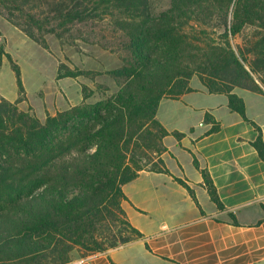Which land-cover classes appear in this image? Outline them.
Masks as SVG:
<instances>
[{
	"label": "trees",
	"instance_id": "trees-1",
	"mask_svg": "<svg viewBox=\"0 0 264 264\" xmlns=\"http://www.w3.org/2000/svg\"><path fill=\"white\" fill-rule=\"evenodd\" d=\"M33 1L0 0V11L44 48L47 33L59 37L75 22L107 20L109 34L102 40L121 55L123 66L114 75L123 81L112 96L40 124L17 111L24 87L18 65L5 53L18 98L0 97V187L7 188L0 191L5 208L0 210V264H65L74 249L82 250V257L141 238L122 209V186L144 170L168 172L160 151L158 165L152 163L156 167L146 169L148 163L135 159L138 151L145 153L138 141L149 126L162 138L168 135L155 116L160 98L192 91L188 83L195 75L211 93L226 94L229 108L249 121L233 88L264 93V77L252 76L264 71V64L260 70L258 61L248 60L252 53L264 62V0H234L231 24L222 25L220 41L182 27L203 13L210 16L215 7L223 9L225 20L231 0H169L157 13L150 0H53L51 6L49 0ZM254 23L251 46L235 52L226 34L237 35L243 25ZM82 74L88 73L67 69L57 77ZM263 144L260 133L251 143L264 162ZM193 162L210 200L222 209L208 174ZM26 177L37 181L34 191H22L31 187L22 185ZM172 178L196 202L185 181Z\"/></svg>",
	"mask_w": 264,
	"mask_h": 264
},
{
	"label": "crops",
	"instance_id": "crops-1",
	"mask_svg": "<svg viewBox=\"0 0 264 264\" xmlns=\"http://www.w3.org/2000/svg\"><path fill=\"white\" fill-rule=\"evenodd\" d=\"M188 85L192 91L156 106L168 132L161 154L168 172L144 170L122 186V209L143 236L65 264H264V162L251 145L259 133L264 143V93L233 88L244 121L226 94L211 93L196 76ZM194 158L222 209L210 200ZM172 176L185 181L198 205Z\"/></svg>",
	"mask_w": 264,
	"mask_h": 264
},
{
	"label": "rangeland",
	"instance_id": "rangeland-1",
	"mask_svg": "<svg viewBox=\"0 0 264 264\" xmlns=\"http://www.w3.org/2000/svg\"><path fill=\"white\" fill-rule=\"evenodd\" d=\"M233 1L231 0L227 4L225 20L223 19V9L215 7L210 16L203 13L196 20H191L184 25L182 29L189 30L191 33L203 32L204 36L209 35L210 38L220 41L224 33L222 25L226 24L229 27L231 24ZM32 3L38 4V0H34ZM168 4L169 0H150L153 12L156 13L165 9ZM48 5H55L54 1L49 0ZM6 18L5 12L1 10L0 97L9 102H14L18 98L15 76L5 54L8 53L20 69L24 87L25 98L17 104V111L26 112L38 123L44 124L47 117L68 111L71 107L93 104L118 92L123 79L114 74L123 66V61L121 55L113 51V44L102 40L104 34H109L107 20L94 19L80 23L75 22L67 25L65 33L59 37L47 33L44 35L46 45L44 48L27 37ZM255 24L243 25L237 35L226 34L235 52L246 50L251 46L250 43L255 39L257 30ZM254 55L251 53L248 60L251 63L253 60L254 62L258 61L261 70L264 62L261 57ZM248 65V63L245 64L246 68ZM67 69L79 70L88 74L74 78L57 77L58 71L64 73ZM252 76L261 79L264 77V71L256 72ZM11 98L12 100H10ZM164 137H160L157 129L149 126L139 138L138 144L142 146L145 153L138 151L135 154V159L148 163L145 166L146 169L158 165V151H160L159 157L161 158V154L164 152L162 149L165 148L162 142ZM90 149L93 150V146ZM154 162L156 166L152 164ZM36 183L37 181L32 177L24 178L22 185L27 186L28 184L31 187L22 191H34ZM6 190L7 188L0 187V191ZM2 205L0 204V210L5 209ZM82 252V250L74 249L70 254V261L81 257ZM21 264H34V260Z\"/></svg>",
	"mask_w": 264,
	"mask_h": 264
}]
</instances>
